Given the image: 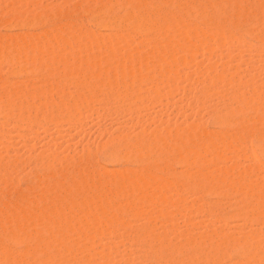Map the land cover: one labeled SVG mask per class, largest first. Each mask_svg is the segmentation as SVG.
<instances>
[{
	"label": "bare ground",
	"instance_id": "bare-ground-1",
	"mask_svg": "<svg viewBox=\"0 0 264 264\" xmlns=\"http://www.w3.org/2000/svg\"><path fill=\"white\" fill-rule=\"evenodd\" d=\"M23 4L27 3L0 0V16H13L14 22L21 24L30 16L28 10L26 14L20 11ZM68 10H41L37 24L48 31L39 35L23 34L12 39L0 36V67L7 69L8 77L23 76L22 83L0 84L2 151L14 150L8 144V138L13 137L10 131H27L12 134L22 141L27 134L41 129L47 135L53 127L56 133L61 124L76 128L83 124V114L85 117V113H94L97 117L99 111L93 108L96 110L98 103L112 108L104 112L108 116L110 112H120L122 117L119 113L118 116H124L123 120L135 117L133 125L129 119L132 127L141 126L143 104V109H151L147 107L149 103L159 106L157 111H162L164 105L172 109L180 103L171 98L175 94H181L176 98L180 102L187 94L188 98L193 82L203 84V89L196 98L189 97L185 105H190V110L196 107V113L201 115L198 110L209 100L208 96H216L221 108L227 110L218 113L208 108L212 115H206L213 126L219 127L215 132L206 130L207 122L203 121L204 125L202 119L200 123L196 121L202 117L197 114L195 123L192 118L188 123L190 116L184 114L187 125L183 127L166 126L163 130L144 123L145 127L137 128L139 131L133 136L129 135L130 130L127 132L130 138L119 131L113 135L110 130L100 148L82 152L77 159L50 151L37 156L38 161L31 155L32 160L27 157L25 161L10 163L0 154V264H97L98 258L99 264H264V106L258 102L264 99V78H256L264 73L260 63L264 58H259L264 53V0H87ZM33 20L31 25L37 22ZM103 30H107L106 34L101 33ZM200 53L207 59L215 58L217 63L209 60L208 64L221 66V72L202 63L194 65L193 59ZM246 61L249 63L245 70L250 72L247 78L243 73L238 75ZM182 68H190L193 74H183ZM227 68L233 72L227 73ZM258 68L262 72H255ZM34 76L39 83L36 87ZM0 78L3 81L6 77ZM181 80L192 81L191 87H183ZM69 86L74 90L71 93L66 91ZM35 137L31 138L36 140ZM100 158L106 163H131L137 169L107 170L98 165ZM241 159L250 164L240 167ZM33 160L37 169L31 175L30 170L29 175L37 183L27 185L22 195L17 189L18 180L9 174ZM227 160L234 161L230 169L223 165L224 169L218 168ZM173 162L184 171L175 174L170 166ZM236 163L238 166H234ZM69 175L75 178L69 179V184L73 181L70 185L55 184L58 176ZM16 189L19 196L13 201L12 195L9 200ZM206 197L224 198L221 202L232 197L237 201L233 205L230 198L225 200L233 205L230 208L218 200L210 203ZM168 207L180 213L184 228L180 234L185 236L179 237H186L183 242H174L180 230L176 228L178 216ZM197 216L202 220L208 217L205 219L213 224L214 230L209 229L212 235L191 236L201 227V219L197 225L192 223ZM139 220L143 223L137 227ZM229 220L238 222H234L238 232L247 228L245 233L240 232L241 237L229 229L224 231ZM111 237L121 238L120 243L116 241L123 248L118 246L120 252L117 245H110L115 243ZM107 238L112 242L107 244ZM132 246L142 248L143 254L137 259L138 250L134 254Z\"/></svg>",
	"mask_w": 264,
	"mask_h": 264
},
{
	"label": "rangeland",
	"instance_id": "rangeland-1",
	"mask_svg": "<svg viewBox=\"0 0 264 264\" xmlns=\"http://www.w3.org/2000/svg\"><path fill=\"white\" fill-rule=\"evenodd\" d=\"M20 1V0H19ZM24 2V3H27V4H23L21 7H20V11L22 12H24L25 13V11H27L28 12V14L30 15V16H28V18H29V20H28V18H27V16L26 15H24V19L25 18H27V20L25 19L24 21L22 20L21 21V24H20V22L19 23H17V22H14L15 20H13V16H10V15H1L0 16V36L1 37H3V36H8L10 39H12L11 37H16L17 38V36H18V38L19 37H22V35L24 34H35V36L36 35H39V33L41 34L42 32H43V30H47V27H44L42 24L40 25V24H37V23H39L40 21H38V19H37V17H39L38 16V14L40 13V11L41 10H43V11H41V13H43L44 12V10L46 11V10H49V9H52L53 8V10L54 9H63V10H68V9H72V8H76V7H78V6H80V5H82L83 3H85V2H87V0H21V2ZM37 4V5H35V3ZM39 2V3H38ZM34 3V4H33ZM25 5H26V8H25ZM69 11V10H68ZM22 12V13H23ZM33 13V14H32ZM26 14V13H25ZM32 14V15H31ZM73 14H75V16L77 15L76 14V12H74ZM33 15H35V16H33ZM9 16V17H8ZM32 16V17H31ZM32 19H35V20H33L34 22H36V24H34V25H31L30 23L32 22ZM37 19V20H36ZM54 20H56L55 22L57 23V20L58 19H55V17L53 18ZM30 22V23H29ZM58 22H63V21H58ZM16 23V24H15ZM11 24V25H10ZM26 24V25H25ZM33 24V23H32ZM25 25V26H24ZM29 25H31L32 26V28L29 26ZM35 25H37V27L35 26ZM57 25H58V23H57ZM33 26H35V28L33 27ZM41 26H43V27H41ZM22 27V28H21ZM91 27V29H94V27H92V25L90 26ZM40 28V29H39ZM52 28V27H51ZM55 28V27H54ZM42 30V31H41ZM52 30L53 31H51L52 33L54 32V31H56V29H53L52 28ZM33 31V32H32ZM48 31V30H47ZM50 31V30H49ZM50 32V33H51ZM104 32H105V34H106V32H107V30H103V31H101V33L102 34H104ZM55 33V32H54ZM109 33V32H108ZM8 38V39H9ZM14 39V38H13ZM137 42H138V39L136 40ZM224 52V51H223ZM222 52V53H223ZM221 53V54H222ZM245 53H247V52H245ZM244 53V54H245ZM178 54V53H177ZM180 54V53H179ZM178 54V55H179ZM247 54H249V53H247ZM247 54H245V56H247ZM199 55V56H198ZM198 55H196V58L194 57V59H193V61H194V63L196 62V64H194V65H200V63H202V65H207V67H213V69H215L217 72H221V66H219V65H215V66H213V65H209L208 63H210L209 62V60L211 61H214L215 62V60H213V59H215V58H213V59H207L206 58V56L204 57L203 56V54H198ZM245 56L243 55V57L245 58ZM243 57H242V59H243ZM249 57V56H248ZM261 57H263L264 58V53H261L260 54V59H261ZM245 60H247V57L245 58ZM264 59H262L261 61H260V63L262 64L263 63V65H264V61H263ZM205 61V62H204ZM211 61V62H212ZM216 61H219L218 60V58L216 59ZM247 62V61H246ZM199 63V64H198ZM215 63H217V62H215ZM214 63V64H215ZM218 63H220V62H218ZM248 63L249 62H247V63H243V66L241 65L240 66V69L242 70V68L244 69L243 70V72L241 71V70H239V72H238V75H240V74H242V76H245V78H247V75H249L250 74V72H249V70H245L246 69V64L248 65ZM255 64L256 65V63H253V62H250V64ZM260 63H257V64H259V65H261ZM231 64H233V66H234V62H232ZM194 65L192 64L191 66H192V68H191V70H193V72H194V69H193V67H194ZM236 65V64H235ZM190 66V67H191ZM217 66V67H216ZM257 66V65H256ZM200 67H202L201 68V70H204L205 69V67H203V66H200ZM188 68V67H187ZM185 69V68H182L181 69V71H182V73L183 74H186V72L189 74L190 73V68L189 69ZM185 69V70H184ZM259 69V68H258ZM257 69V70H258ZM6 68H4V67H0V77L2 76V77H6V78H3L2 80L3 81H1L0 80V84H1V82H2V84H6V86H7V82H9L10 84H13V83H22V80H23V76H15V77H12V76H7L6 74H7V72H6ZM255 71V72H262L260 69L258 70V71ZM3 71V72H2ZM225 71H227V73H231V72H233V70H232V68H227ZM240 71H241V73H240ZM246 71H248V73L246 74ZM6 72V73H5ZM193 72L192 73H190V75H192L193 74ZM257 73H255L256 75H257ZM260 74V75H259ZM258 74V76L256 77L259 81L260 80H263V78H264V73H259ZM263 74V75H262ZM261 76V77H260ZM260 77V78H259ZM32 78V77H31ZM30 78V79H31ZM244 78V77H243ZM242 78V79H243ZM1 79V78H0ZM13 79H14V81H13ZM18 79V80H17ZM37 79V76L35 77H33V83L35 84V87L36 86H38V80H36ZM34 80H36V81H34ZM51 80V81H50ZM52 80L53 79H49V82H52ZM257 80V81H258ZM11 81V82H10ZM16 81V82H15ZM19 81V82H18ZM13 82V83H12ZM180 82H182V84L181 85H183V87H185V88H188V87H191V83H192V81H191V83H189V82H187V81H185V80H181ZM199 82V81H198ZM184 83H185V85H184ZM194 83V82H193ZM192 83V87H193V89H191V88H189L190 90H189V97L190 96H192L193 98L195 97L196 98V93H197V96H199V94L201 95V91H202V89L203 88H201V87H203L202 85H200L199 83H197L196 85H195V83L193 84ZM188 84H189V86H188ZM195 85V86H194ZM199 85V86H198ZM1 86H3V85H1ZM5 86V85H4ZM40 86V85H39ZM188 86V87H187ZM70 87V86H69ZM68 87V90H66V91H69L70 93H71V91H72V89H71V87L69 88ZM67 89V88H66ZM197 90H198V92H197ZM199 90H201V91H199ZM74 91V90H73ZM72 91V92H73ZM191 91V92H190ZM193 91V92H192ZM230 91V90H229ZM194 92H195V94H194ZM200 92V93H199ZM68 93V92H67ZM69 93V94H70ZM229 93V92H228ZM230 93H231V91H230ZM192 94V95H191ZM178 96H180L181 94H177ZM177 95L175 94V96H173L172 98H171V101L173 102L174 100L176 101H174L176 104H182L181 102H184L183 103V105H177L176 107H173L172 109H171V107H169L170 109H171V111L170 112H172V114L169 112V108L167 107V109H166V106L164 105V107L165 108H163V106H162V108H160V109H162V111H164V109H165V111H164V113L161 111V110H158L157 111V109H158V107H156V106H153L151 103H149V105L147 106V107H152L150 110L149 109H143V107L146 105V104H143V107L141 108L142 109V111L141 112H143L144 110H145V112H143V113H141V117H142V114H144L143 115V123L142 124H140L141 126H137V125H135V126H133L132 127V125L134 124V122H133V124H132V121L134 120L133 118H135V117H133V118H131V116H130V118L132 119L131 120V122H130V118L129 119H126V120H123L124 119V116H123V118H121L122 117V115L120 114V112H116V111H114V112H110L109 113V116H108V114H105L104 112H106V110L108 111L109 109V107L106 109L102 104H100V103H98V105H95V104H93V107H94V105H95V107L97 106V108L98 107H100V108H98L99 110H97V108H96V110H95V108H93L94 109V111L96 112V111H99L98 112V114L96 113V115H97V117L95 116V114L94 113H91V116L88 114V115H86V113H85V117H84V114H83V116H82V121H81V123H83V124H80L81 125V127H80V125L79 126H76V128H75V126H72V127H70V125H68V124H61V126L59 125L58 127H57V131H56V133H55V129L52 127V130H51V128L50 129H48V134L46 135V134H44L43 133V131H41V130H43V129H41L42 127H39V129H41L40 131L38 130V132H32V134L33 133H35V134H33V135H35V136H37V137H35V136H33L32 134H29L31 137H35L36 138V140L35 139H33V138H31V137H29V135L27 134L28 132L27 131H20V132H18V134L19 133H21V132H27V133H25V134H27V139L26 140H22L21 141V139H19L18 138V134H17V132H14V131H10V135L11 136H13V137H6V138H8V144H10L11 146H13V149L14 150H10V151H2V150H4V148L1 150V145H0V154L2 155V158L3 159H5V161H7V162H14V161H18V162H22V161H25L26 160V158L28 157V159L27 160H32V159H29V156H35V158L38 156H41L42 154L44 155L45 153H48V152H50V151H55V153H57V152H60L59 154H61V155H67L68 157H79V155H81L82 154V152H85V151H89V150H96L95 148H97V147H99V146H101V145H103L105 142H106V135L108 134V136H110V132L112 131V134L114 133H116V134H125V136H129V135H131V136H133V134H135L136 132H138L139 131V129H141L142 127H145V126H143V124L145 123V125L147 126V127H152V128H156L157 127V129H159V128H162L163 130H164V128L163 127H166V128H174V127H183V125L186 123L185 121H184V117H189V119L188 120H186L188 123L190 122L189 120H191V118H192V120L191 121H194V123H195V120L194 119H196V115L195 114H197V116L199 115L198 113H196V107H193V109H191L192 110V112H191V110H190V108L191 107H189V106H187L188 105V103L187 102H189L190 101V98L188 99L186 96H188V94L185 96V99L187 100H181V102L180 101H178V99H176V98H179V97H177ZM182 97V96H181ZM191 97V98H192ZM213 96H208V101L206 100L205 102H203V108H201L200 110H198V112L199 111H201L200 113H201V115H202V117H201V115H199V117H201L200 119L198 118V119H196V121L198 120L199 121V123L201 122V119H202V123H203V121H205V122H207V123H205L206 124V130H209L210 132H213V130H214V132L215 131H217L218 129H219V127H217L216 125V127L215 126H213L214 124L212 123V119L210 118H208V115H209V112L211 111V110H209L208 111V108L209 107H212V110H213V112H214V110H216L217 112L218 111H226L227 109H226V107H224V109H222L221 107V105H222V103H221V105H220V103H219V99L218 98H216V96L214 97V98H212ZM198 98V97H197ZM100 99V98H99ZM174 99V100H173ZM181 99V98H180ZM179 99V100H180ZM214 99V100H213ZM205 100V99H204ZM260 100H262V99H260ZM260 100L258 101L259 103H261V105L260 106H264L263 104H264V99H263V101H261L260 102ZM207 102V103H206ZM257 102V101H256ZM257 102V103H258ZM144 103H147V102H144ZM255 104L254 103V105L256 106H258V104ZM185 104H187V105H185ZM100 105H102L104 108H102L103 110H102V113H104L105 114V116H103L104 114H102L101 113V106ZM179 106V108L177 109V107ZM181 106V107H180ZM184 106H186L185 108H184ZM187 107H189L188 108V110H187ZM175 108V109H174ZM214 108V109H213ZM104 109H105V111H104ZM112 109V108H111ZM110 109V110H111ZM182 109V110H181ZM185 109V110H184ZM195 109V111L193 112V110ZM209 109H211V108H209ZM109 110V111H110ZM114 110V109H113ZM184 110V112H181V111H183ZM108 111V112H109ZM215 111V112H216ZM107 112V113H108ZM212 112V111H211ZM99 113L101 114V115H99ZM115 113H116V116L114 117V115H115ZM120 115H119V114ZM190 113H192V115L194 116V118H193V116L190 114ZM203 113V114H202ZM219 113V112H218ZM220 113H222L223 114V112H220ZM184 114H186L187 116H184ZM189 114V115H188ZM206 114H208V115H206ZM99 115V116H98ZM121 116V117H119V116ZM181 115V116H180ZM212 115V114H211ZM211 115H209V116H211ZM251 114H249L248 116H250ZM101 116V118L99 119L98 117H100ZM112 116L114 117V118H112ZM128 115H126V117H127ZM184 116V117H183ZM90 117H91V119H90ZM94 117V118H93ZM106 117V118H105ZM116 117H119V118H117V119H115ZM125 117V118H126ZM84 118L86 119V120H84ZM89 120H88V119ZM98 118V119H97ZM152 118V120H155V121H150V119ZM159 118H160V121H159ZM183 118V119H182ZM92 119H93V121H92ZM114 119V120H113ZM120 119H122V120H120ZM158 121H157V120ZM164 119V121H163V123H162V120ZM95 120V121H94ZM113 121H115L116 122V124L114 123L113 124ZM126 121H128V122H126ZM136 121V120H135ZM184 121V122H183ZM132 124H130V123ZM158 122V123H157ZM167 122V123H166ZM122 123V124H121ZM155 123V124H154ZM160 123H162V124H160ZM193 123V122H192ZM198 123V122H197ZM212 125V126H210V124ZM166 124V125H165ZM204 124V123H203ZM204 124V125H205ZM83 125V126H82ZM164 125V126H163ZM187 125V123L185 124V126ZM203 125V126H204ZM104 126H105V128H104ZM119 126L121 127V128H119ZM137 126V127H136ZM184 126V127H185ZM25 128H27L28 126H24ZM67 127H68V129H67ZM132 127V128H131ZM140 127V128H139ZM255 127H256V125H255ZM29 129H30V127H28ZM70 128H72V129H70ZM75 128V129H74ZM104 128V129H103ZM129 128V129H128ZM137 128H139L138 130H137ZM216 128H218V129H216ZM28 129V131H30L29 133H31V130H29ZM78 129V130H77ZM106 129H107V131H106ZM133 129V130H132ZM27 130V129H26ZM49 130H50V132H51V134H50V132H49ZM69 130V131H68ZM76 130V131H75ZM111 130V131H110ZM116 130V131H115ZM130 130V131H129ZM161 130V129H160ZM105 131H106V133H105ZM110 131V132H109ZM118 131H119V133H118ZM129 131V135H127V132ZM209 131H207V132H209ZM40 132V133H39ZM39 133V134H38ZM43 133V134H42ZM103 133V134H102ZM104 133H105V135H104ZM12 134H17L15 137H14V135H12ZM56 134V135H55ZM59 134V135H58ZM102 134V135H101ZM113 134V135H114ZM9 135V136H10ZM44 135V136H43ZM46 136V137H45ZM2 138V137H1ZM0 138V139H1ZM129 138H130V136H129ZM3 139V138H2ZM25 141V142H24ZM50 141V142H49ZM48 143V144H47ZM50 143V144H49ZM100 148V147H99ZM65 150V151H64ZM92 150V151H93ZM42 155V156H43ZM31 156V158H33ZM38 157L36 158V161H38L37 159H38ZM40 158V157H39ZM209 158V157H208ZM77 159V158H76ZM100 160V161H99ZM98 160V165L100 164L101 165V167H104V169L105 168H107V170H112V168H113V170H117V169H119V170H126V169H124V167L125 168H127L128 167V169L129 168H132V167H134L133 168V170H136L137 168H135L136 167V165L135 166H133L134 164H131V163H125V162H115V163H110V162H108V163H106L107 162V160H106V162L102 159V158H100ZM35 160H33V161H31V163L32 162H36ZM229 161L230 160H227L226 161V163H225V161H217L218 163L217 164H220V162H222L220 165H219V167L218 168H220V169H224V167L225 166H227V167H225V169L226 168H229L230 169V167L229 166H231V164H233V162L234 161H230V162H232V163H229ZM239 160H237V161H235V162H238ZM30 162V161H29ZM29 162H27V163H29ZM102 162H105V163H102ZM243 162V163H242ZM245 162V163H244ZM250 162V161H249ZM27 163H24V168H19L20 170H16V172L14 171H12L9 175H10V177L12 178L13 177V180H15V181H17L18 180V184H17V186H18V192H19V190H21L20 191V193L22 194V195H24V193L26 192V190H27V185H30L29 187H31V185L33 186V184L34 185H36L35 184V182L37 183V181H31L33 178H32V176L30 177V175L32 174V171L34 170L35 171V169H37V167H36V164H31V163H29V165H27ZM174 163V164H173ZM173 163H171L170 164V166L171 167H173L174 169H175V171H176V173L175 174H177L178 172H183L182 171V169H183V167L181 168L180 166H178V164L177 163H175V162H173ZM223 163H225V164H223ZM230 164V165H228V164ZM238 163H241L242 165L240 166V167H243L245 164L247 165V164H250V163H248V161L247 160H243L242 161V159H241V161L240 162H238ZM238 163H236V164H234V166L235 165H237ZM20 164H22V163H20ZM30 164L32 165V167H34V169H32V167L30 166ZM131 164V165H130ZM175 164H177V165H175ZM215 164V163H214ZM23 165V164H22ZM27 165V166H26ZM99 165V166H100ZM128 165V166H127ZM173 165H175V166H173ZM224 167H223V166ZM245 165V166H246ZM215 166H218V165H215ZM233 166V165H232ZM231 166V167H232ZM238 166V165H237ZM122 167V168H121ZM214 167V166H213ZM31 168V169H30ZM172 168V169H173ZM215 168V167H214ZM24 169V170H23ZM127 169V170H128ZM180 169V170H179ZM30 170H31V173H30ZM129 170H131V169H129ZM174 171V172H175ZM29 173H30V175H29ZM157 175H158V173H157ZM162 175V174H161ZM30 178H29V177ZM69 176H71V175H69ZM65 177V176H63V177H65V178H61V176H58L57 177V180L58 181H55V180H52V182L54 183V181H55V184L57 183V182H61V183H57V184H60V187H61V184L62 183H68V182H70V180L72 179V180H74L75 181V178H74V176H71V177ZM159 176H160V173H159ZM73 177V178H72ZM23 178H24V180H23ZM27 178L28 179H30L29 181L27 180ZM32 178V179H31ZM17 179V180H16ZM26 179V180H25ZM56 179V178H55ZM70 179V180H69ZM14 181V182H15ZM28 181V182H27ZM31 181V182H30ZM31 184H30V183ZM50 182V181H49ZM73 181H71V183H72ZM70 183V184H71ZM54 184V186H56ZM69 184V183H68ZM68 184H65V185H67L68 186ZM69 184V185H70ZM53 185V184H52ZM63 185V184H62ZM65 185L63 186V187H65ZM58 186V185H57ZM21 187V188H20ZM27 187V188H26ZM20 188V189H19ZM25 188H26V190H25ZM139 188H141L142 189V187H138V189ZM17 189H16V192H17ZM23 190V191H22ZM7 191H10V190H7ZM12 191V190H11ZM10 191V192H11ZM25 191V192H24ZM6 192V191H5ZM10 192H6V193H9L10 194ZM15 192V191H14ZM13 191H12V194H7V195H9L8 196V198L10 197H12V195L13 196H15L14 198H11V200H16L17 199V196H19V195H17L18 194V192L14 195L13 193H14ZM19 193V194H20ZM7 195H5L6 197H7ZM17 195V196H16ZM10 198H9V200H10ZM212 198V199H211ZM215 197H206V201H208V200H210L209 202L210 203H213V202H215L216 200H218V202L217 203H219L220 202V204H222L223 205V207L224 206H226V205H228L227 204V202L225 201V200H228L229 201V199L228 198H230V197H227L224 201H222L221 202V200L222 199H224V198H219L220 199V201H219V199L218 198H215ZM208 199V200H207ZM231 200H233L232 202L231 201H229L230 202V204H233L234 205V203L237 201V200H235V202H234V198H230ZM212 200H215V201H212ZM190 202V201H189ZM189 202H186L187 203V206H189L190 205V203ZM224 202H226V203H224ZM224 203V204H223ZM185 204V203H184ZM184 204H183V206H184ZM228 205L229 207L230 206H233V205ZM186 206V205H185ZM229 207H225V209L226 210H229L228 208ZM169 209H168V211L170 210V207H168ZM231 208V207H230ZM173 209V208H172ZM170 210V212H172L173 210V214L174 213H176L177 212V214H175L174 216L177 218V216H178V219H175V217H174V219L175 220H177V222L179 223H177V225L179 226H177L176 227V224H175V227L179 230V234H176V236H175V240L177 239V238H179V239H177L176 241L174 240V236H173V239L172 240H174V242H180V240H181V242H183V239H185V238H181V237H184L185 236V234L182 236L181 234H180V232H183L182 231V229H184L183 228V226L181 227V222H182V220H180L181 218H179V211L177 210H175V209H173V210ZM176 211V212H175ZM200 216H197V217H193V220H192V223H194V225H197V222H198V220H200V219H198ZM202 217V216H201ZM204 217V216H203ZM202 217V218H203ZM205 217H207V216H205ZM205 217L203 218V220H202V223H200L198 226H201V227H198L197 229H195L194 230V228H193V230H194V233L192 232L191 233V236L193 237H195V238H198V237H204L205 235H207V236H209V234H213V232H212V230H210L209 231V229H213V224H211L210 223V225L208 224L209 222H208V217L206 218L207 219V225H204L203 226V222H206V219H205ZM194 218H196L195 220H194ZM201 220H200V222H201ZM234 222H235V224L237 225L238 224V222L237 221H232V220H229L228 222H226L228 225H230V226H225V228H223L224 229V231L225 230H227V229H229L230 231L229 232H234L235 233V236L237 235H239L238 237H241V235H240V232H242L243 231V233H245V229H247V228H245L244 230H239V232H238V229L236 228V225L234 224ZM240 222V221H239ZM137 223H139V224H137ZM140 220L139 221H136V226L137 227H139V226H141L142 225V223H141V225H140ZM175 223V222H174ZM199 223V222H198ZM240 223H243V222H240ZM134 225H135V222L133 223ZM158 224V223H157ZM161 224V223H160ZM231 224H233V225H231ZM209 225V226H208ZM161 226V225H160ZM159 226V228H160V230L162 229L161 227H164V225H162L161 227ZM207 226H208V228H207ZM235 226V227H234ZM156 227H157V225H156ZM233 227V228H232ZM159 228H157V229H159ZM168 228V226L166 227L165 226V229H167ZM254 228H257L258 229V226H254ZM156 229V230H157ZM164 229V228H163ZM164 229V230H165ZM155 230V231H156ZM160 230H159V232H160ZM163 230V231H164ZM186 230V229H185ZM184 230V231H185ZM214 230V229H213ZM235 230V231H234ZM166 231V230H165ZM156 232H158V231H156ZM158 232V233H159ZM210 232V233H209ZM212 232V233H211ZM225 232H228V231H225ZM236 232H238V233H236ZM157 233V234H158ZM184 233V232H183ZM182 233V234H183ZM242 233V234H243ZM159 234H163V232L161 233H159ZM192 234H194V235H192ZM181 235V237H179ZM198 235V236H197ZM244 235V234H243ZM172 236V235H171ZM236 236V237H237ZM177 237V238H176ZM237 237V238H238ZM117 238V237H116ZM115 237H114V239H113V237H111V240L113 239V242H115V243H110V245L111 244H113V245H117V247L118 246H120L121 244H119L120 243V239L121 238H119L118 237V240H119V243L118 242H116V241H118L117 239H116ZM181 238V239H180ZM108 239V240H107ZM107 239H105V240H103V241H105L106 243H107V241L108 242H112L111 240H109L110 238H107ZM104 242V243H105ZM108 244V243H107ZM116 247V246H115ZM121 247V246H120ZM120 247H118V251H119V248ZM136 247V249L134 250V248ZM134 248H133V246H132V252L135 254V252L137 251V253H141L140 251H142L141 249L142 248H140V246H139V248H140V250L139 249H137L138 247L137 246H135ZM122 248V247H121ZM123 249V248H122ZM134 250V251H133ZM120 252V251H119ZM137 253L134 255V254H131V256L134 258V256L136 257V258H134V259H137V257H140L142 254H143V252L141 253V254H138L137 255ZM124 256V255H123ZM126 256V255H125ZM119 257H121V255L119 256ZM118 257V259H120ZM101 258H98V259H95L96 261H95V263H97V264H99L100 262L99 261H101L100 260ZM117 259V258H116ZM117 259V260H118ZM123 259H127V257L125 258V257H123ZM118 263V262H117ZM134 263H136V264H138V262L136 261V262H134ZM118 264H120V263H118ZM121 264H124V263H122L121 262ZM129 264V263H128ZM131 264V263H130ZM226 264V263H225ZM228 264V263H227Z\"/></svg>",
	"mask_w": 264,
	"mask_h": 264
}]
</instances>
